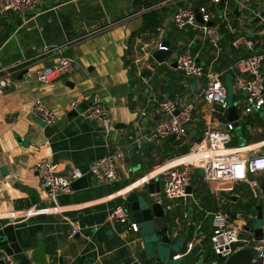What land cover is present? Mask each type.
<instances>
[{"label":"crops","instance_id":"obj_1","mask_svg":"<svg viewBox=\"0 0 264 264\" xmlns=\"http://www.w3.org/2000/svg\"><path fill=\"white\" fill-rule=\"evenodd\" d=\"M162 1L45 0L23 17L14 13L0 16V69L22 62L12 70V84L0 96V264H8L7 257L20 264L34 263L33 255L41 244L45 247L46 264H169L149 255L139 229L134 232L130 222L114 221L110 214L123 201L127 203L132 192L145 190L149 182L143 185L141 178L146 175L159 181L162 191L163 173L186 158L190 144L184 155L179 149L187 143L192 131H196L195 141L208 130L226 129L230 121L228 109L201 101L186 139L148 140L146 137L162 119L159 104L151 97L158 101L177 100L191 85L190 81L196 83L195 93L202 88L200 81L185 79L173 66V53L162 64L152 53L159 41L168 42L174 51L190 50L200 63L223 73L222 79L236 103L241 98L234 87L238 76L236 63L250 55V51L244 42L235 41L254 36L258 40L255 52L264 55V40L256 37L260 27V20L256 19L264 12V0H229L227 21L218 12L221 9L224 13V4H213L211 0L206 5L201 0H172L151 10L161 14V22L156 28L145 29L143 16L148 12L134 14L147 8L146 3L152 6ZM178 6L195 9L207 6L217 13L215 23L220 24V31L224 24L229 35V39L222 41L220 54L192 31L184 34L170 24V15ZM160 27L162 36L158 33ZM64 59L70 62L66 72L55 73L49 83L39 80V73L60 65ZM136 59H140L139 64ZM142 75L152 77L151 92H144ZM93 97L111 110L113 127L109 133L84 115L92 103L87 109L83 105ZM36 98L55 112V125H46L33 115L31 108ZM150 99L148 116L143 118L140 108ZM75 100L79 105L72 109ZM238 110L240 117L242 110ZM75 111L77 116L68 117ZM262 114L256 112L248 118L253 134L245 130L247 143L262 144L260 153H264ZM234 139L233 135L232 145ZM118 149L124 156L118 163L117 180L100 183L88 173L89 166ZM134 153L140 155L137 167L131 161ZM42 160L57 163L63 176H69L74 168L84 172L73 181L71 193L58 197L61 212H56L54 203L46 197L39 174L32 170ZM192 184L202 209L191 201L179 203L178 209L168 212L166 221L174 240L183 242L184 251L176 257L180 264H200L202 260L211 264L209 239L205 242L212 230L208 214L222 206L214 189L228 199L222 208L235 215V219L229 215L233 223L243 224L236 219L237 214H243L249 217L245 230L256 228L258 207H262L264 215V173L234 187L207 186L198 177ZM251 203L253 208L247 211L245 207ZM32 208L38 214L27 216ZM68 220L78 223L80 235L70 237Z\"/></svg>","mask_w":264,"mask_h":264},{"label":"built area","instance_id":"obj_2","mask_svg":"<svg viewBox=\"0 0 264 264\" xmlns=\"http://www.w3.org/2000/svg\"><path fill=\"white\" fill-rule=\"evenodd\" d=\"M44 1L0 0V16H6L10 13L24 15L39 8ZM171 1L163 0L158 4L144 8L134 15L147 13L162 5L169 4ZM211 2L217 5L224 4L225 9L221 16L227 21L226 11L229 0H211ZM244 4L245 2H241V5ZM197 9L201 14L202 23L197 20L195 8L183 6L176 8L170 15L169 22L174 28L184 34L192 31L200 37L202 42L215 50L217 54H220L223 35L220 31V24L215 23L217 13L210 11L207 6H201ZM209 23H212V25H208ZM226 23L228 24L229 22ZM162 31V27L158 28L160 36L163 35ZM231 31L235 32L234 29ZM256 37L264 40V15L260 18V27L256 32ZM235 42L236 44L244 42L247 50L250 51V55L240 58L236 63L238 76L234 87L236 93L241 96L235 103L238 109L241 108L242 110L238 123L248 133L253 134V125L248 118L253 113L264 112V55L255 52L258 40L254 36L251 38L247 37L244 41L238 39ZM156 50H166L169 54L173 53V61L177 64V70L187 80L200 81L202 88L200 92L195 93L191 85L188 84L185 91L186 94L184 93L177 100L164 98L158 101L156 97H151L159 104L162 119L146 138L148 140L174 139L175 141H183L189 135L191 126L194 123L197 105L201 101L209 105H218L224 110L228 109V86L222 79V72L215 70L212 66L200 63L197 56L193 55L190 50L174 51L170 45H164L161 41L157 44ZM135 62L139 64L140 59H136ZM21 64L22 62H17L0 69V96L12 84V70ZM69 66V60L64 59L60 65L48 67L39 73V80L49 83L55 73L66 72ZM141 80L145 86H143L144 92H151L152 77L142 75ZM151 99L147 100L146 106L140 108V115L143 118L148 116V105ZM78 105L79 101L75 100L71 103V108L76 109ZM31 111L36 118L46 125H55L57 123L55 112L49 109L41 99L36 98L33 101ZM177 112L178 114H176ZM84 115L87 119L96 122L104 132L109 133L111 131L113 127L111 110L100 99L97 98L85 111ZM235 129L234 123L230 122L224 130H208L201 139L193 140L190 143L186 161L169 167L164 171L161 179L163 189L158 195L160 197L158 202L163 204L169 213L178 209L179 203L188 204L189 201L198 209H202V202L200 197L194 194L192 184L196 177L207 186L219 184L234 187L239 183L249 182L251 177L259 173H264V153L259 152L263 148L262 144L246 143L233 146L232 139ZM123 156L124 153L120 149L111 151L94 161L89 166L88 173L100 183H114L118 178V163ZM32 170L39 174L46 197L54 203L56 212L60 211L58 197L71 193L73 181L84 175L80 168H74L69 176H63L59 173L58 164L51 160L37 162ZM198 171H201L202 174L198 175ZM152 178L146 175L141 178V182L143 185L148 184ZM190 186L193 187V190L188 193V187ZM213 192L220 198L222 206L227 204L228 199L222 198L220 192L217 193L215 189ZM222 206L221 209L208 214L213 217L212 235L209 238L212 256L211 264H221L235 252L245 248H254L264 252V215L261 226L262 235L261 237H256L254 227L245 230V226L249 222L248 216L237 214L236 219L243 222V224L237 225L230 220L229 215L223 210ZM37 214L38 212L35 208L30 209L26 213L27 216H35ZM11 216L15 218L16 214L12 213ZM110 218L117 222H130V211L127 203L123 201L122 205L116 207L110 214ZM175 221L178 222V217L175 218ZM68 224L71 228V238L81 234V229L77 222L68 220ZM130 229L137 232L139 227L136 223L130 222ZM6 260L8 264H20L10 257H7Z\"/></svg>","mask_w":264,"mask_h":264},{"label":"water","instance_id":"obj_3","mask_svg":"<svg viewBox=\"0 0 264 264\" xmlns=\"http://www.w3.org/2000/svg\"><path fill=\"white\" fill-rule=\"evenodd\" d=\"M197 12V20L202 21L201 14ZM264 15V12L257 17L256 22ZM23 17V14L20 15ZM208 25H212L209 23ZM164 45L169 46L168 42H164ZM169 55L166 50H156L153 52V58L160 64L164 63ZM177 68V64L173 65ZM94 97L83 105L84 109H87L89 104L93 103ZM228 120L234 123L235 127L239 126V110L235 103H228ZM78 112L69 113L68 117L77 116ZM178 114V112L176 113ZM65 121V120H64ZM196 131H192L189 135L187 143L183 145L179 152L184 155L188 149V145L194 140ZM133 148V147H132ZM131 161L133 167L140 165L139 153L131 155ZM252 178V177H251ZM264 189V186H263ZM193 187H188V193H191ZM161 192V183L156 180H151L146 186L145 190L132 192L127 197V207L130 211L129 221L136 223L139 226L142 236L145 239L146 248L149 255H156L157 260L167 261L169 264H176V257L180 254L175 246V240L173 238L172 229L169 227L166 218L168 211L163 204H160L158 195ZM258 217L254 221L256 225L255 235L261 237L262 228L258 227V222L263 219L262 207H258ZM215 212V211H213ZM232 219H235V215L231 214V211L227 212ZM213 223V217H211L210 225ZM212 233H208L205 237V242L211 237ZM180 242V241H179ZM33 262L35 264H46L45 259V247L43 244L39 245L38 249L33 255ZM221 264H264V252L258 251L254 248H245L235 252L227 260Z\"/></svg>","mask_w":264,"mask_h":264},{"label":"rangeland","instance_id":"obj_4","mask_svg":"<svg viewBox=\"0 0 264 264\" xmlns=\"http://www.w3.org/2000/svg\"><path fill=\"white\" fill-rule=\"evenodd\" d=\"M218 12H219V15L222 14V10L221 9H219ZM189 83L192 85L193 90L196 91L197 90L196 83L194 81H190ZM233 98H234L233 93L230 92L229 98H228V103L229 104L233 102ZM233 135H234V138H235L233 145H244V144L247 143V140H246L247 134H246V131H245V129H244V127L242 125L234 130ZM197 174L201 175L202 172L198 171ZM257 226L261 227L262 226V222L259 221ZM179 241H180V239H176L175 240V246H176L178 252H183L184 251V248H182L183 242H182V240L180 242ZM180 263H181V261H176V264H180ZM200 264H204V261L202 260L200 262Z\"/></svg>","mask_w":264,"mask_h":264},{"label":"trees","instance_id":"obj_5","mask_svg":"<svg viewBox=\"0 0 264 264\" xmlns=\"http://www.w3.org/2000/svg\"><path fill=\"white\" fill-rule=\"evenodd\" d=\"M208 1L207 0H201V4H204L206 5ZM146 7H150V3H146L145 4ZM144 27L145 29H148V28H156L157 25L160 24L161 22V14L157 13L156 11H150L148 12L147 14H145L144 16ZM221 33L223 35V41H224V38L225 39H229V35H228V31L226 30L225 28V25L224 24H221ZM253 203L247 205L245 208L247 209V211H250L251 208H253Z\"/></svg>","mask_w":264,"mask_h":264},{"label":"bare ground","instance_id":"obj_6","mask_svg":"<svg viewBox=\"0 0 264 264\" xmlns=\"http://www.w3.org/2000/svg\"><path fill=\"white\" fill-rule=\"evenodd\" d=\"M187 160V158H184L182 161H186Z\"/></svg>","mask_w":264,"mask_h":264}]
</instances>
